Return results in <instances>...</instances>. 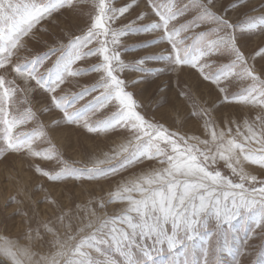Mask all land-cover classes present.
Wrapping results in <instances>:
<instances>
[{"label": "snow or ice", "instance_id": "6c2138e0", "mask_svg": "<svg viewBox=\"0 0 264 264\" xmlns=\"http://www.w3.org/2000/svg\"><path fill=\"white\" fill-rule=\"evenodd\" d=\"M89 2L92 11L88 13L87 31L70 39L51 67L44 68L50 59L48 54L15 61L18 52L27 48L25 38L42 20L64 7ZM250 2L231 0L232 10L247 8ZM115 3L116 0H0V155L24 152L30 157L57 160L63 165L57 172L38 166L35 169L49 181L82 178L83 173L67 165L54 146L42 151L34 147L46 135L42 125L30 132L17 131L36 119L30 107L19 111L18 103H27V97L21 100L19 94L38 88L50 97L46 111L57 110L65 123L82 125L89 133L120 129L128 134L125 143L87 168L86 178L115 173L145 160L160 166L125 180L111 193L109 204H126L120 214L100 218L92 211L91 218L82 221L74 232L69 222L63 238L58 229L46 223L43 227L54 237V251L37 259L38 254L30 246L5 241L0 245V264H118L104 246L114 250L121 258L120 264H157L155 258L160 255L167 256L163 264H229L223 256L231 257V264H242L240 257L247 253L241 241L249 245L257 229L264 239V180H258L245 168L247 164L264 170V47L246 55L241 41L246 36L264 35V5L250 10L260 11V15L242 12L245 19L233 22L213 10L219 0H191L183 6L181 0H147L158 19L137 24L149 17L148 12L141 11L129 23L119 24L121 17L127 18L125 14L139 8V3L132 0L120 7ZM190 9L196 13L192 22L176 27L173 21ZM197 28L202 30L195 31ZM141 32H160L156 42L170 46L158 62L173 70L195 69L204 81L215 86L223 103L258 108L254 120H244L245 131L239 125L235 132L230 126L218 128L209 108L192 113L203 121L204 138L171 131L147 119L133 92L128 91L130 84L120 75L124 71L149 74L143 65L153 57L127 65L119 50L123 37ZM93 44L96 47L89 48ZM93 56L102 60L91 69L73 67ZM91 72L101 74L96 84L70 98L57 95L69 77ZM245 81L247 84L239 91L229 92L230 87ZM93 92L99 95L76 107ZM109 105L115 108L111 116L95 124L89 122V116ZM220 162L230 170L231 177L238 179L225 173ZM64 218V214L58 217L61 224ZM28 238L43 239L38 229L35 237L29 234ZM255 264H264V251Z\"/></svg>", "mask_w": 264, "mask_h": 264}, {"label": "rangeland", "instance_id": "374dc122", "mask_svg": "<svg viewBox=\"0 0 264 264\" xmlns=\"http://www.w3.org/2000/svg\"><path fill=\"white\" fill-rule=\"evenodd\" d=\"M132 0H116L115 6L120 7ZM139 8L125 14L127 18L121 17L119 24H127L134 20L137 13L145 11L149 17L137 24L151 23L158 19L151 13L147 6V0H137ZM166 2V0H160ZM191 0H181V6L190 3ZM264 0H251L247 8L232 10L231 0H219L216 8L218 13L225 14L233 22L245 19L242 12L258 16L260 11L252 12L253 8L260 9ZM92 11L91 3H77L74 8L64 7L55 12L51 17L44 19L36 25L29 37H26L27 48L21 49L15 57L16 62L32 59L36 56L48 54L50 59L44 68L52 66L58 56L61 55L69 40L75 36H82L89 24L88 13ZM196 13L190 9L179 20L173 21L176 27L181 24L191 23ZM210 25H206L209 27ZM197 28L195 31H201ZM187 35V33H186ZM161 33H139L122 38L119 45L121 59L127 65H132L141 58L153 57L147 61L144 68L149 74L139 71H124L121 73L127 83L130 84L128 91L133 92L135 99L142 106L140 111L147 119L163 124L171 131L181 134L200 136L204 138L203 121L192 115L194 110L200 108L211 109V115L218 128L230 126L235 132L237 125L242 131L244 120L252 121L259 112L258 108H251L239 104L223 103L219 92L214 85L204 81L195 69L184 67L173 70L170 65L158 62L161 54L167 55L170 46L167 43H157ZM190 43V41H189ZM246 55L254 54L259 48L264 47V35L246 36L243 41ZM96 45H89V48ZM84 52L88 48L83 49ZM55 53L54 55L52 53ZM212 59H216L213 57ZM102 58L88 57L73 65L76 69H91L93 65L100 63ZM223 61H218L221 63ZM213 66V70H215ZM260 65L257 64V67ZM163 69V71H160ZM43 72L44 69H41ZM3 73V70H0ZM14 75V74H13ZM100 73L91 72L87 75L69 77L57 91V95L72 97L86 87L96 84ZM11 78V77H9ZM140 81L139 83H133ZM34 83V82H33ZM247 82H238L229 88V92L239 91ZM99 95L93 92L81 100L76 107L79 108ZM27 97V103H18L20 112L30 107L36 115L31 123L21 126L17 131L30 132L43 126L46 135L38 139L34 144L37 150H47L54 146L55 151L67 165L80 170L82 178H67L59 181H49L46 177L36 172V167L57 172L63 165L57 160H44L30 157L24 152L5 153L0 155V245L5 241L16 242L20 246H30L31 250L39 255L49 254L54 251L51 241L54 237L45 232L44 224L58 229L63 238L66 225L71 223V231H75L82 221L91 218L90 213L95 211L96 215L103 218L105 214L115 216L120 214L126 207L125 203H108L118 186L127 179L134 178L142 172L159 167L156 161L145 160L135 165H129L126 169L118 172H109L107 175L95 179H88L87 168L99 159H104L105 154H111L113 149L126 142L128 134L123 130L108 131L106 133H89L82 125L67 124L62 119V114L52 109L46 111L50 104V97L38 88L30 92L19 94V99ZM115 108L112 105L102 109L95 115L89 116L92 124L104 120L112 115ZM59 121V123H57ZM222 170L231 177L230 170L219 165ZM102 167H109L103 165ZM247 171L256 175L258 180H264V170L255 165H245ZM238 179L237 177H231ZM51 201V202H50ZM54 202V203H53ZM104 207H100L101 204ZM64 214V223L58 220ZM39 230L43 239H29L36 236ZM211 230V226H210ZM243 235V234H241ZM242 248L247 254L240 257L242 264H255L258 255L264 251V239L260 237L257 229L256 235L249 241V245ZM236 247V246H234ZM104 251L111 255L120 264L121 258L113 249L104 246ZM182 251V249H178ZM139 256V253H137ZM157 264H163L167 260L166 255L156 256ZM225 261L231 264V257L223 256ZM7 264V261H5Z\"/></svg>", "mask_w": 264, "mask_h": 264}]
</instances>
